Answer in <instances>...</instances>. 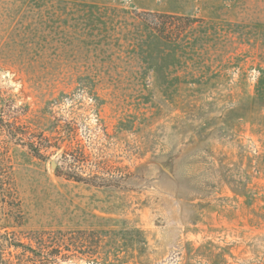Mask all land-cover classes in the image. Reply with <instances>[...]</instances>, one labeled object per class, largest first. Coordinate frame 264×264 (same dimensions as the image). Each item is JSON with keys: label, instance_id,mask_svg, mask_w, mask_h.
Instances as JSON below:
<instances>
[{"label": "rangeland", "instance_id": "obj_1", "mask_svg": "<svg viewBox=\"0 0 264 264\" xmlns=\"http://www.w3.org/2000/svg\"><path fill=\"white\" fill-rule=\"evenodd\" d=\"M0 258L264 264V0H0Z\"/></svg>", "mask_w": 264, "mask_h": 264}, {"label": "trees", "instance_id": "obj_2", "mask_svg": "<svg viewBox=\"0 0 264 264\" xmlns=\"http://www.w3.org/2000/svg\"><path fill=\"white\" fill-rule=\"evenodd\" d=\"M146 15L150 16L151 18L150 19H144V21L147 22L148 25L151 26V28L155 31V33H157V35H160L162 38H165L166 36H164V32H165L166 26L161 25L162 22L160 20H158V17L169 18V16H168L169 14L160 13V12H156V13L155 12H149ZM172 18L175 19V16H173ZM181 18H182V16H181ZM187 19H189V18H187ZM190 20H194V18L190 19ZM35 151H36L38 156H43V154L39 148H36ZM75 177H77V176H75ZM79 180H81V178ZM0 264H3L1 258H0Z\"/></svg>", "mask_w": 264, "mask_h": 264}, {"label": "water", "instance_id": "obj_3", "mask_svg": "<svg viewBox=\"0 0 264 264\" xmlns=\"http://www.w3.org/2000/svg\"><path fill=\"white\" fill-rule=\"evenodd\" d=\"M52 164H53V166H55L56 165V162L55 161H52Z\"/></svg>", "mask_w": 264, "mask_h": 264}]
</instances>
